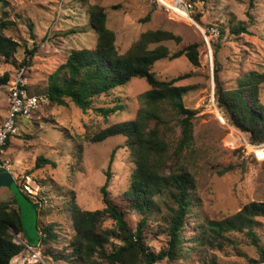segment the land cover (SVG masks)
Listing matches in <instances>:
<instances>
[{
    "label": "rangeland",
    "instance_id": "obj_1",
    "mask_svg": "<svg viewBox=\"0 0 264 264\" xmlns=\"http://www.w3.org/2000/svg\"><path fill=\"white\" fill-rule=\"evenodd\" d=\"M184 1L191 4V20L165 10L157 0H88L105 8L107 26L115 33L119 53H124L142 32L150 29H165L178 35L177 41L171 39L158 43L165 45L169 52L194 42L199 43L197 65L181 55L157 60L152 70L159 79L188 74L176 82L190 87L183 96V104L195 111L194 151L186 163L194 175L200 217L207 221H220L233 215L246 203L264 201V143L252 145L248 135L230 124L216 105L214 45H217L220 64L219 77L225 86H231L244 71L260 69L264 56V0ZM150 10L149 20L141 21ZM0 22L7 24L4 32L19 43L14 57L8 60L0 57V79L6 80L0 83L1 123L7 113L11 80L22 58H28V49L36 48L33 58H30L32 64L25 66L26 83L31 92H43L48 75L68 52L74 48H91L96 35L88 26L86 6L82 0H0ZM238 24L245 30L234 34L231 28ZM211 28L217 29V34H210ZM149 46L154 47L155 44ZM148 88L143 78H135L124 88L118 89V95L126 103L125 111L112 114L107 120L93 108L111 106L114 95L99 96L86 112L69 100L66 105L60 106L45 99L29 116H17V129L10 135L5 149L0 151V164L12 171L18 185L25 190V186L28 187V193L42 208L37 218L39 229L52 223L55 238L47 245L49 254H46L42 244L30 248L26 246L24 236H15V240L22 242L24 248L9 264H20L22 255V264L36 261L43 264H71L67 261L71 259L69 241L74 233L70 206L76 205L86 210L103 206L99 189L105 181L109 157L114 148L124 143L123 136L119 134L95 143L85 141L83 136L107 123L134 118L136 110L142 105L140 95ZM162 133L171 140L168 141V154L171 155L173 142L179 136V127L175 121H171ZM250 146L257 148L251 150ZM39 155L55 161L56 166L45 164L36 168ZM128 160L125 148H116L109 166L111 175L107 189L110 194H117L124 187L132 170L127 166ZM228 165L232 169L219 175L217 171ZM4 188L0 187V198L9 195ZM157 205L161 211L151 212L144 227L145 241L155 252L167 246L164 232L166 208L159 201ZM146 213L136 210L126 212L130 230L135 231ZM187 223L189 232L184 234L186 241L189 240L187 235L197 230L190 219ZM255 232L264 247V216L257 217ZM226 235L233 242L221 248L208 247L203 253L193 251L187 259L173 263L162 260L154 264H206L210 258H215L218 264H264L244 233L232 231ZM237 251L247 256H241Z\"/></svg>",
    "mask_w": 264,
    "mask_h": 264
},
{
    "label": "trees",
    "instance_id": "obj_2",
    "mask_svg": "<svg viewBox=\"0 0 264 264\" xmlns=\"http://www.w3.org/2000/svg\"><path fill=\"white\" fill-rule=\"evenodd\" d=\"M86 6L88 26L95 33V43L91 48H74L63 61L48 75L45 91L31 92L27 83L22 87L28 92L42 95L56 105H66L67 100L86 112L93 101L101 95L110 96L111 106L94 107L93 110L105 120L112 114L125 111L117 90L124 88L135 78L144 79L149 88L140 97L142 105L130 120L107 123L93 132H86L85 141L100 142L113 135H121L128 154V167L131 172L124 187L117 194H110L108 182L109 166L113 161L116 148L110 154L105 181L100 187L103 206L95 210L70 206V218L74 233L70 238L71 264H154L157 261L173 263L187 259L193 252L203 253L210 249L221 248L233 242L228 232L244 233L254 245L259 258L264 261V247L255 232L257 217L264 216V201H251L244 204L233 215L217 221L200 217L194 175L187 165L193 154V120L195 111L185 107L183 96L190 89L176 82L188 74L171 79H159L152 68L162 58L173 59L185 55L193 65L198 64L199 43H191L183 48L169 52L162 44L163 40H179L178 35L165 29L146 30L124 52L119 53L115 45V33L107 26L105 8L88 0H82ZM151 10L141 21L149 20ZM197 19L198 16L195 15ZM5 22H0V57L8 60L18 52L19 43L4 32ZM245 27L238 24L231 28L234 34L244 32ZM150 44H155L150 47ZM28 49V58H22L19 67L32 64L34 50ZM214 96L216 105L224 113L229 123L244 131L248 141L258 146L264 143V56L260 69H249L239 74L231 86H225L219 77L220 64L217 45H214ZM0 79V83L5 82ZM39 101L37 105L40 103ZM36 105V106H37ZM35 108V107H34ZM33 108V109H34ZM32 109V110H33ZM32 112V111H31ZM175 121L179 127V136L173 142L171 155L168 154L169 140L162 130L169 122ZM1 124V123H0ZM162 133V134H161ZM9 137L0 146V151L8 145ZM1 163V161H0ZM45 164L56 166V162L39 155L35 167ZM0 169L4 167L0 166ZM232 169L224 166L217 172L222 175ZM19 187L33 203L34 196L19 184ZM9 192L6 198H0V264H9L11 259L24 248L15 236H23V227L19 208ZM161 202L166 208L165 231L167 246L158 252L146 243L145 220L151 212H160L157 205ZM42 208L37 209L38 214ZM136 210L146 213L135 229L128 227L125 214ZM202 220H201V219ZM191 220L197 230L188 234L186 225ZM109 222L110 224H107ZM38 224V222H37ZM39 227V224H38ZM40 244L49 254V245L55 238L54 225L47 223L40 227ZM241 256L245 253L237 251ZM46 262V259H43ZM206 264H218L210 258ZM32 264H43L36 261Z\"/></svg>",
    "mask_w": 264,
    "mask_h": 264
},
{
    "label": "built area",
    "instance_id": "obj_3",
    "mask_svg": "<svg viewBox=\"0 0 264 264\" xmlns=\"http://www.w3.org/2000/svg\"><path fill=\"white\" fill-rule=\"evenodd\" d=\"M169 2L170 4L166 5V3L161 4L158 1L159 5L165 10H171L175 15L191 20V4L185 2L184 0H169ZM209 33L217 34V29L211 28ZM24 73L25 67H20L16 71L15 77L11 80V85L9 86L7 113L0 124V146L3 145L8 135H11L16 131L17 125L15 120L17 116H29L32 109L36 107L37 103L46 99L42 95L30 93L27 89L22 87L26 84V77ZM0 166H2V164H0ZM8 170L12 173L10 169ZM25 188H27L26 190L29 192L28 187L25 186Z\"/></svg>",
    "mask_w": 264,
    "mask_h": 264
},
{
    "label": "water",
    "instance_id": "obj_4",
    "mask_svg": "<svg viewBox=\"0 0 264 264\" xmlns=\"http://www.w3.org/2000/svg\"><path fill=\"white\" fill-rule=\"evenodd\" d=\"M0 187L8 188L19 208L26 246L35 248L40 243V231L37 224L39 203H33L19 187L12 173L8 169H0Z\"/></svg>",
    "mask_w": 264,
    "mask_h": 264
},
{
    "label": "bare ground",
    "instance_id": "obj_5",
    "mask_svg": "<svg viewBox=\"0 0 264 264\" xmlns=\"http://www.w3.org/2000/svg\"><path fill=\"white\" fill-rule=\"evenodd\" d=\"M161 4H164V3H166V5H169L170 4V2L167 0V1H163V0H158ZM251 147V150H253V149H255V148H257V147H253V146H250ZM24 260V256L22 255L21 256V259H20V264H22V261Z\"/></svg>",
    "mask_w": 264,
    "mask_h": 264
}]
</instances>
